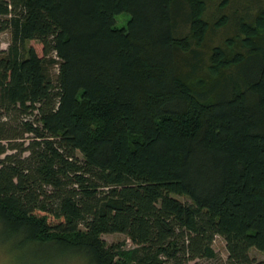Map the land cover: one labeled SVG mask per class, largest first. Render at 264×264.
I'll return each instance as SVG.
<instances>
[{
    "label": "trees",
    "instance_id": "1",
    "mask_svg": "<svg viewBox=\"0 0 264 264\" xmlns=\"http://www.w3.org/2000/svg\"><path fill=\"white\" fill-rule=\"evenodd\" d=\"M0 24V247L201 264L221 237L264 264V0H0Z\"/></svg>",
    "mask_w": 264,
    "mask_h": 264
},
{
    "label": "rangeland",
    "instance_id": "2",
    "mask_svg": "<svg viewBox=\"0 0 264 264\" xmlns=\"http://www.w3.org/2000/svg\"><path fill=\"white\" fill-rule=\"evenodd\" d=\"M128 15H119L116 18V26L122 27L126 25V22L128 20ZM224 31L220 30L216 32L215 34L210 36V40L208 41V45H219L224 39ZM10 41V36L7 31L1 30V24H0V52L7 49V46ZM30 46H32L36 53L40 56L41 55V45L37 42L31 41L29 43ZM52 73H56V67L53 68ZM178 200L182 202H187L188 200L183 197H176ZM102 239L106 243V245H112V244H118V243H124V247L126 249H131L132 244L124 235L121 234H110V235H103ZM213 250L216 254V258L214 260H201V264H223L227 260V251H226V245L224 240L221 237H215L213 242ZM18 255V254H17ZM16 253H9L5 250V248L0 247V264H85V262L80 258H69V259H51V256H44L42 255V258L38 257H31L27 255L26 257H21L20 255L17 256ZM250 257L253 258L256 261H264V253L258 252L256 250H251L249 253ZM41 257V255H40ZM44 262H43V261ZM52 260V261H51ZM42 262V263H41Z\"/></svg>",
    "mask_w": 264,
    "mask_h": 264
}]
</instances>
